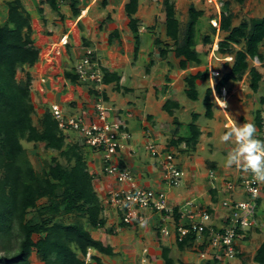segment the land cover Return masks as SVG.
<instances>
[{"label": "crops", "instance_id": "1", "mask_svg": "<svg viewBox=\"0 0 264 264\" xmlns=\"http://www.w3.org/2000/svg\"><path fill=\"white\" fill-rule=\"evenodd\" d=\"M77 1L76 8L79 10L77 16L72 14L69 6L70 0H57L58 11L51 9L45 0L39 5L40 8L37 9L38 11L36 13H30L27 10L31 18L30 21L33 30L31 37L34 40L35 47L39 50L37 62L32 66H24V71L29 72L31 75L30 97L34 107L50 109L52 104H57L67 116H84L86 120L94 119L93 106L98 95L93 85L79 81L70 82L64 77L65 71L73 70L74 65L83 54V49L92 47L95 49L102 67L110 73L117 74L119 77L118 85L120 89H115V82L112 81L107 84L103 83L100 93L105 105L114 110L111 112L112 114L110 113V117H114L117 121L125 123L127 131L131 135L129 139L122 138L121 140L123 147L118 151V163L130 169L134 180L139 186H151L150 188L154 187V189L165 191L170 202L174 205H181L187 199H194L211 213V220L215 227L224 226V217L227 215V211L222 208L221 201L227 197H231L232 199L243 198V194L239 189L226 191L223 187L222 183L224 176L229 173L223 171L225 169H219L213 161L211 168L216 172V179L212 180L207 177L206 173L200 174L197 172L195 168L187 162H185L184 165H180L179 163L181 168L187 167L191 170L183 176L179 185L180 188L176 189L177 186L171 187L164 182L162 162L167 154L176 157L175 153L172 151L174 148H177L175 147L176 145L185 143V141L180 142L178 140H181V138L187 139L190 136V125L192 123L195 124L199 130L196 143L197 147L201 145V138L203 137H206L205 142L210 143L212 134L211 126L206 125V127H203L198 124V120L202 115L206 117V108L204 111H195L191 104H188L181 98L182 95H185L186 99H189L186 95V90L188 88L186 78L190 75L207 71V79L195 80L197 99L189 100L193 102L201 100L203 103L206 90L210 88L212 115L210 118H206L216 122L213 128H220L219 119L216 120L215 118V107L213 106V94H219L215 90V81H218L228 72V69L231 68L233 55L229 53H218L222 55L218 58V61L221 62V66L219 64L220 62H218V67L214 70H207L206 55H204V57L200 55V64L189 62L185 68H180L179 60L181 58L174 55V51L172 50L173 40L166 35L165 12L164 9H162V0H146L144 3L138 0L137 10L133 15L138 20L139 45L137 52H135L136 43L134 33L128 26L129 20L125 12V4L129 0ZM171 1L174 3L176 16V9L180 0ZM249 1L251 0H248L247 3H249ZM188 3V8L191 4L194 6L193 0H189ZM30 4L33 3L31 2ZM46 4L49 6V9L45 7ZM260 4L261 3L258 4L259 7ZM35 6L36 5L33 4L34 9ZM32 9L33 8H30V10ZM262 9V12L256 17H254L253 11L246 12L247 16L250 18H261L264 15V5ZM202 15H204V13ZM143 19L147 21V29L152 32L150 44L148 40L146 48H143L141 45V34L145 31V28L142 26ZM233 19L232 17L231 23L232 26H235L237 24H234ZM156 20H158L159 23H155ZM157 24L159 25V29ZM179 29L181 35L180 22ZM220 32L219 29H216V37L219 36ZM111 34L113 37H110L111 40L109 41L108 39ZM63 37L68 40L66 45L60 43V39ZM194 42L196 44L195 37ZM218 42L219 41L214 43V49H216V51ZM167 44H169L168 47L164 46ZM162 48L167 50L165 56H162L159 52V49ZM46 51L52 53V58L50 60L43 56V53ZM259 52L264 57V45H259ZM142 55L146 56L148 62V66L144 72L134 63L137 57ZM247 61L250 67L254 66L258 70L260 67L264 66V61H260L257 57L253 59L248 57ZM214 72L216 74H210ZM219 75L220 77L217 78ZM213 77H215L216 80H214ZM41 79H44V82H41ZM262 81H264L263 76L259 81L257 90L253 92H251L252 90L249 87L248 72L238 81H228V83L221 88V91L223 92V90H225L226 95L228 94L229 97L233 94L231 98L232 102L229 104L230 106L232 105L230 107V113L234 116L240 114V108L236 109L239 105L237 100L240 98V95L241 97L246 95L252 100L254 98V102L259 98L262 103L260 107L257 105L253 106L255 109H258L256 112L260 113L261 122L263 123L264 95L259 91ZM240 83H244L249 90H244V93L237 91V88L242 86ZM200 87H203L205 90L203 97H201L198 90ZM170 92L172 96L169 94ZM258 92L259 95L257 96ZM35 100L37 103L34 102ZM166 100L176 101L179 104L177 108L173 109L172 114H169L163 109V104ZM177 111H183L185 116L187 115L184 122L176 116ZM194 116L196 117L194 118ZM257 131L259 136L260 130H258V127ZM70 134L74 137V141H78L79 143L82 141L76 132L70 131ZM148 141H154L156 145H158L161 151L158 157L152 156L146 148ZM83 149L86 154L87 168L89 173L92 174L93 186L102 206L101 216L105 221L103 227L91 229L87 226L86 228H88L94 239L100 240L104 245H110L113 248V255H105L93 249H88L90 261L87 264H131L132 260L125 262L121 259L123 257L121 253L123 251L125 252V250H123V242H116L119 241V239L116 238L117 235L110 233L125 232L127 231L126 226L130 224L122 225L120 222V215L117 211L110 206H105L103 202L108 192L118 187V183L112 176L103 172L102 155L99 150L89 146H84ZM195 160L199 162L202 161V159L199 160L198 158H195ZM235 173L234 180L240 176L239 171ZM262 185L264 187V183ZM262 198H264V193L261 190L258 207ZM153 216L158 218L159 225L161 223L160 216L158 214H154L152 217ZM144 217V221L149 219L148 211H145ZM115 218L118 219L117 222ZM145 225H141L140 227L143 226V229L152 237L153 233L149 231L150 225L148 224L149 229H147ZM106 227L110 228L107 229ZM253 230L254 228L244 232L243 237L241 235L238 237L239 241H242V243H240L236 240L238 254L233 260L229 261L223 258L220 260L216 259V254L211 253L212 251L208 252V256L213 254L214 257L212 256L211 258V256H209L206 259H202L193 247L192 250L194 252L187 251L185 248L179 249L173 234L168 237H162L161 235L156 237L158 234L155 233V231L153 232L155 233L154 237L158 240L161 238L163 246L168 247V255L173 260V264H210V262L211 264H255L253 256L256 249L264 240V237L259 239L260 241L257 239L256 241L252 235V233L256 231ZM161 250L159 252L160 262L157 264H164L161 259ZM152 251L154 252H149V255L157 256L158 251ZM91 256H93V258H91ZM97 260H99V262ZM29 261L30 264H44L34 251L30 254Z\"/></svg>", "mask_w": 264, "mask_h": 264}, {"label": "trees", "instance_id": "2", "mask_svg": "<svg viewBox=\"0 0 264 264\" xmlns=\"http://www.w3.org/2000/svg\"><path fill=\"white\" fill-rule=\"evenodd\" d=\"M45 1L51 9L58 11L57 0ZM77 3V0H70L69 6L74 16L79 14ZM137 6L138 0H129L125 4L128 26L135 37V52L139 45L138 20L133 16ZM162 6L165 12L166 35L173 40L174 55L181 58L180 68H185L189 62L200 64L201 56L195 49L194 37L196 23L203 12L197 10L193 4L189 6L181 37L174 3L171 0H162ZM6 7V20L0 22V244L5 249L4 254H0V264H30L29 257L33 251L44 264H84L88 249L113 255L112 246L94 239L81 221L85 219L91 229L103 227L105 224L101 216L102 206L93 186L92 174L87 168L82 145L65 141L64 134L50 110L42 114L39 126L33 122L31 75L26 72L25 78L20 80L17 79V72L18 68L36 63L39 50L31 37V18L23 1L10 0ZM226 9L227 6L223 3L219 30L225 32L226 36L219 40L217 51L232 54L233 61L229 71L216 82L215 90L220 93L228 81H238L248 72L249 87L256 91L262 74L256 67H250L247 59L257 57L264 61L259 52V45H264V15L232 26L233 16ZM212 30L215 31V28L212 27ZM203 41L205 44L209 43L210 36L205 35ZM239 44L243 48L234 50L233 46ZM159 52L165 56L167 50L162 48ZM207 76V71H204L186 78V95L189 99H197L195 80H205ZM64 77L70 82L78 81L77 74L72 70L65 71ZM112 81L115 82V89H120L118 75L103 68V83ZM210 97L211 89L208 88L203 98L205 115L208 118L212 115ZM178 105L176 101L166 100L163 109L172 114ZM255 124L258 130L262 128L259 112H256ZM190 131L187 139L181 138L178 141H185L193 147L197 143L199 130L192 123ZM23 140L34 144L43 143L45 149L55 150L60 157L65 158V164L52 156L45 162L43 169L35 170L26 157ZM43 199L47 203L39 206L38 202ZM32 210L35 212L34 218H26ZM69 215L76 219L71 222L57 220ZM158 229L159 227L157 234ZM239 233L244 236L242 231ZM177 246L179 249L191 248L192 243L186 237L177 242ZM168 253V247L163 246V263L173 264ZM253 261L255 264H264V240L256 249Z\"/></svg>", "mask_w": 264, "mask_h": 264}, {"label": "built area", "instance_id": "3", "mask_svg": "<svg viewBox=\"0 0 264 264\" xmlns=\"http://www.w3.org/2000/svg\"><path fill=\"white\" fill-rule=\"evenodd\" d=\"M213 2L216 12L220 17V7L223 6L218 0ZM219 21L211 20V24L219 29ZM62 45L68 43L65 37L60 39ZM51 52H48L50 60ZM78 76V81L93 85L97 97L93 106V120H86L84 116L65 115L57 104L50 107L52 117L57 121L61 130H70L80 135L82 143L101 152L103 172L112 176L118 183L117 188L111 189L105 198V205L112 207L120 215V222L124 224H140L145 220V211H153L160 216L158 232L162 237L173 234L176 242L183 241L186 237L190 241L201 258H205L209 251L216 254V259L221 258L229 261L236 257V239L252 228L258 227V200L261 195L262 183L255 182L250 172H245L240 167V176L233 182H225L226 189H239L243 194L242 199H224L221 206L227 211L224 217V226L215 227L211 220V213L200 206L194 199H187L181 205L170 202L167 193L161 189H153L139 186L133 178L127 166L120 165L117 160L118 151L122 148V138H129L125 123L110 121L108 110L101 93L103 85V67L98 59L95 49L86 47L82 56L73 67ZM215 74V72L213 73ZM44 82V79H41ZM95 83V84H93ZM220 108L219 97L213 94ZM223 90L221 96L224 97ZM221 98V97H220ZM259 138L264 139V122L259 131ZM152 156H159L161 151L153 141L146 145ZM164 182L171 187L178 186L181 182L182 170L167 154L162 162ZM216 172L210 170L208 177L216 178ZM177 216V218H175ZM90 261V253L87 251L84 262Z\"/></svg>", "mask_w": 264, "mask_h": 264}, {"label": "rangeland", "instance_id": "4", "mask_svg": "<svg viewBox=\"0 0 264 264\" xmlns=\"http://www.w3.org/2000/svg\"><path fill=\"white\" fill-rule=\"evenodd\" d=\"M8 1H10V0H0V22L1 23H3L6 20V17H7L6 4H7ZM22 1H23L25 9L28 10L30 13L31 12L32 13H36L38 11L37 9L40 8L39 5H41L42 2H44V0H22ZM145 1L146 0H141L142 3H144ZM31 2L36 5L35 9L33 7V4H30ZM188 2H189V0H180L178 2V6H177V9H176V17H177V19L180 22L181 31H182L181 37H182V34H183V30L185 29L186 21H187V18H188V14H187V10H188L187 5L189 4ZM218 2L222 3V4L225 3V6H227L226 11L230 12L232 14V16L234 18L233 22H234V24H237V25L241 21L249 20L250 17L247 16L246 12L253 11V13H254L253 15H254V17H256L259 13L262 12V10H263L262 6L264 5V0H251V1H249V3H247L248 0H243V2H241V3L237 2L236 0H218ZM193 3H194V6L198 10H202L203 13H204V15H202L198 19L197 24H196V34H195L196 35L195 36L196 49L200 52L199 54L202 55L203 57H204V55H206V68H207V70H209V69L210 70H214L215 68L218 67V65H217L218 62H220V61H218L219 60L218 58H220V56H222V55L218 54L219 52L216 51V49H214V47H215L214 43L219 41V39L222 40L225 37V33H223L221 31L219 33V36H218L219 38L216 37V33L215 32H216L217 28H215L211 24V20L215 19L216 21H218L220 17L218 16V14L216 12V8L213 5V2H208L207 0H193ZM259 3H261L260 7L258 5ZM45 7L49 9V6L47 4L45 5ZM30 8H33V9L30 10ZM256 8H257V10H256ZM162 9H163V6H162ZM221 12H222V7H220V13ZM155 23H159V21L156 20ZM147 25H148L147 21L145 19H143L142 20V26H143V28H145V31L141 34V38H142L141 45L143 46V48H146V46L148 45V40H149V44H150V36L152 34V32L147 29V27H148ZM211 27H214L215 31H213ZM158 29H159V25H158ZM205 35H209L210 38H211V41L209 43H207V44H205L204 41H203V37ZM164 46L168 47L169 44L164 45ZM90 48H92V47H90ZM239 48H243V46L240 45V44L233 46L234 50L239 49ZM50 55L52 57V53ZM43 56H44V58H47L48 57V52L47 51L44 52ZM134 63L143 72L148 66V62L146 60V56L145 55L137 57V60ZM219 64L221 66V62ZM203 69H204V67H203ZM259 70L262 73V76L264 78V66L260 67ZM228 71H229V69H228ZM25 73H26V71H24V67L18 68L17 79L23 80L25 78ZM210 74H213V73H210ZM219 77H220V75L217 76V78H219ZM213 78H214V80H216L215 77H213ZM247 78H248V75H247ZM215 82H217V81H215ZM215 82H214V84H215ZM93 84H95V83H93ZM240 84L242 86L238 87L237 91L244 93V90L245 91L249 90L244 83H240ZM198 90L200 92L201 97H203L204 91H205L204 88L200 87V88H198ZM259 91H260V93L262 95H264V81H262ZM251 92H253V91H251ZM30 93H31V91H30ZM169 94L172 96L171 92ZM258 95H259V92L257 93V96ZM130 96H131V94H130ZM216 96H218V94H216ZM218 97H219L218 101H220V105L225 110V111H223L220 108L219 103L217 102L215 97L214 98L212 97L213 98V102H214L213 106L215 107L214 108L215 118H216V120L219 119L218 122L220 124V128H218V129L213 128L214 127L213 125L216 124V122L211 120V119L206 118L204 115H202L201 118L198 120V124L203 126V127L204 126L206 127V125H210L211 126L212 134H211V137H210V143L205 142L206 137H203V138H201V145H199L198 147H197V145H196V147L195 146L192 147V146H190L189 144H187L185 142V143L176 145L175 147H177V148H174V149L171 148V149H173L172 152L175 153L176 157H173V159L174 160L176 159L175 160V164L179 168H181L180 165H184L185 162H187L189 165H192L195 168V170L197 172H199L200 174L206 173L207 177H208V172L210 170H213L211 168L212 167L211 164L214 161L219 169H221V170L225 169L223 171H226L227 173H229V174H225L222 185H223V187L225 188L226 191H231V189H226L225 182H227V181L228 182H233L234 181V179H233L234 175L236 174L235 172L239 171V173H240L241 170H240V167L226 168L224 166V157H225L226 153L228 151H230L234 147V144L224 143V142L221 141L220 137L223 135V133L230 126H232L234 124H243V123L249 122V121L254 122L255 112L258 109H255L253 105H257V106L260 107V104H262V103L260 102L259 98L256 99V102H254V98L252 100V99L248 98L246 95H243L242 97L240 95V98H238V100H237V102H239V105L237 106L236 109L240 108L241 112H240L239 115L234 116L232 113H230L231 112L230 111V107L232 105L231 106L229 105L232 102L231 98L233 97V94L230 97H229L228 94L225 95L223 98H220V96H218ZM181 98L183 99V101L185 100L188 104H191L194 107L195 111H204L205 110V107H204V105H203L201 100L193 102V101H190L189 99H186L185 95H182ZM34 102L37 103L36 100ZM33 107H34V105H33ZM46 110H50V109H45V108L43 109V107L40 109L39 107L38 108L34 107V112L32 114V118H33V122H34V124L36 126H39V120H40L42 114ZM113 111L114 110L112 108H109V110H108V112H109L108 118H109L110 121H117L116 118L110 117V113L113 112ZM223 115L225 116V118H224ZM176 116L181 121L184 122L185 121V117L187 115L185 116L183 111H177L176 112ZM75 117H77V116H75ZM62 132L64 134L66 142L79 143L78 141L77 142L74 141V137L71 136L70 130H62ZM77 135L80 138V135L78 133H77ZM257 135H258V131H257ZM130 137H131V135L129 136V138ZM129 138H125V139H129ZM82 142L83 141H81L79 144H81L83 148H84V146L88 147V145H86V144H84ZM121 143H122V141H121ZM22 145H23V147L25 149V154H26L27 159H29V161L31 162V164L33 165L35 170H37V171H40L41 169H43V167L45 165V162H47L50 159V157H52V156L53 157H57L59 162H61L62 164H65V158L60 157L58 155V152L55 151V150L45 149L43 143L34 144L33 142H26V141L23 140L22 141ZM170 146H171V144H170ZM122 147H123V143H122ZM167 148H168V146H167ZM83 151L85 153L84 149H83ZM150 154L152 155L151 152H150ZM85 157H86V154H85ZM156 157H158V156H156ZM195 158H198L199 160L202 159V161L199 162V161L195 160ZM179 163H180V165H179ZM182 168H181V170H182ZM190 170L191 169H189L187 167L183 168L181 179ZM214 179H216V178H212V180H214ZM221 181H222V179H221ZM180 183H179V185H180ZM179 185L176 187V189L180 188ZM147 187L150 188L151 186H147ZM152 188L154 189V187H152ZM262 188H264L263 185H262ZM262 192L264 193V189H262ZM106 197H107V195L105 196V198ZM105 198L103 199L104 204H105ZM230 198L231 197H227L226 199H230ZM45 203H47V202L44 199L40 200L38 202L39 206H41V205H43ZM197 203L201 206V204L199 202H197ZM105 206H107V205H105ZM34 213L35 212L33 210L29 211L28 214L26 215V218L33 219L34 216H35ZM153 213H154L153 211L152 212L148 211L149 219L146 221V223H142L140 225L139 224H130L129 226H126L127 229L126 228L125 229L127 231H125V232H121V231H120V233H112V232H110L113 235H117V237L116 236L115 237L117 239H119V241H116V242H118V243L123 242V244H124L123 245V247H124L123 250H125V252L123 251L121 253V256H123L121 259H123V261L127 262V261L132 260L131 264H157V263L160 262L159 252H160V250L163 247V244H162L163 241L161 240V238H160V240H158L156 238V237H159L160 234H158L156 237H154V234L156 233L157 227H158V218H155L154 216L152 217V215L156 214V213H154V214ZM257 216H258V224L259 225H258V227L254 228V230L256 232L252 233V235L254 236L255 240L256 239L259 240L262 237H264V221H263V219H264V198L261 199V203H260V205H259V207L257 209ZM74 219H76L75 216L71 215V216H67V217L65 216V217H62V218H58L57 220L71 222V221H74ZM115 220H116V222L118 221L117 218H115ZM81 221H82V224L84 225V227L88 226V224L86 223L85 219H81ZM148 224L150 225V227L148 226ZM141 225H143V226L145 225L147 229L150 228L149 231L153 233V236L151 237L148 234V232L143 229V226L140 227ZM106 228L108 229L110 227H106ZM153 231H155V233ZM120 237H123V238H120ZM236 240L239 241L238 238ZM239 242L242 243L241 240ZM14 244L16 246V244H17L16 239L14 240ZM192 247H193V245H192ZM192 247L191 248H185V249H187V251L194 252L192 250L194 247L193 248ZM152 250L158 251L157 256L149 255V252H154ZM4 252H5V249L0 244V254H4ZM11 252H13V251H11ZM211 253H213V252H211ZM211 253H209V254H211ZM173 256H174V253H173ZM209 256H211V258H212V256L214 257L213 254H211ZM209 256H208V253H207L206 257L202 258V259H206ZM185 264H191V263H185ZM210 264H211V262H210ZM212 264H215V263H212Z\"/></svg>", "mask_w": 264, "mask_h": 264}, {"label": "clouds", "instance_id": "5", "mask_svg": "<svg viewBox=\"0 0 264 264\" xmlns=\"http://www.w3.org/2000/svg\"><path fill=\"white\" fill-rule=\"evenodd\" d=\"M221 94L222 91L218 96L221 97ZM220 139L224 143L234 144L224 157V166L226 168L242 167L245 172L253 175L255 182L264 183V139L257 135L255 123L249 121L234 124L223 133Z\"/></svg>", "mask_w": 264, "mask_h": 264}]
</instances>
